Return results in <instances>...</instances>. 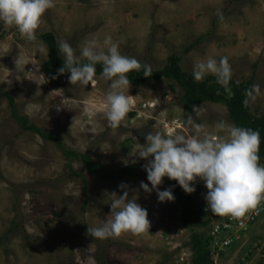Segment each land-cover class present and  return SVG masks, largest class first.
<instances>
[{
	"label": "rangeland",
	"instance_id": "obj_1",
	"mask_svg": "<svg viewBox=\"0 0 264 264\" xmlns=\"http://www.w3.org/2000/svg\"><path fill=\"white\" fill-rule=\"evenodd\" d=\"M213 19L218 20L213 35L186 51L211 30ZM48 31L57 43L67 40L77 55L85 40L102 42L111 34L122 54L152 70L162 68L172 54L180 56L181 68L191 73L201 59L226 56L232 78L251 80L249 90L260 86L261 94L248 104L251 113L264 115V0H56V7L45 13L36 42L19 38L15 29L0 30V264H98L97 253L103 250L105 264H191V250L182 246L190 233L180 224L181 207L173 190L174 201L161 203L155 190L148 194L139 187L141 181L149 183L147 176L98 178L80 159L66 158L53 141L23 130L3 93L11 94L16 111L29 122L109 169L125 165V159L145 166L147 160L130 156V151L137 142L145 144L149 132L165 134L164 122L174 118L181 126L173 133L192 135L186 125L191 116L207 133L224 135L217 125H233L226 106L205 102L185 113L177 102L181 89H170L173 81L131 83L125 93L132 96V110L119 128H110L102 111L110 81L97 75L95 86H73L69 80L61 87L42 84L48 48L40 36ZM122 183L129 185V198L136 196L147 209L149 232L92 237L88 227L111 219V193L123 195ZM200 183L190 195L214 216L206 208L208 189ZM159 188L169 189L162 184ZM258 236L264 241V217L246 234L248 244L213 255L214 264L258 260L260 251L253 247Z\"/></svg>",
	"mask_w": 264,
	"mask_h": 264
},
{
	"label": "clouds",
	"instance_id": "obj_2",
	"mask_svg": "<svg viewBox=\"0 0 264 264\" xmlns=\"http://www.w3.org/2000/svg\"><path fill=\"white\" fill-rule=\"evenodd\" d=\"M55 7L56 0H0V30L15 29L19 38L36 42L45 13ZM217 15L223 19L219 11ZM58 50L63 57V67L58 69V73H70L68 80L73 86H95L97 65L102 66L99 78L110 81L102 105L103 115L110 128H119L133 106L132 96L125 93L131 87L128 74L143 69L144 76L150 77L151 66L142 65L135 57L122 54L119 41H114L111 34H105L102 42L85 40L79 55L67 40L59 41ZM191 74L197 82H203L209 75L214 76L217 84L230 91L233 72L226 56L219 60L211 56L199 60L194 63ZM43 78L42 84L47 82L44 75ZM260 94V86L253 85L246 94L245 106ZM186 125L191 128L190 136L182 132L164 134L155 131L145 136V144L136 143L129 155L147 160L144 170L151 185L149 187V183L141 181L139 187L148 194L155 190L159 202L163 203L175 199L171 188L163 191L159 188L165 177L175 180L187 194L195 192V182L200 180L208 189L206 208L213 215L240 219L257 209L264 201L260 133L221 122L217 127L224 135L218 137L207 133L204 125L195 123L191 116L187 118ZM136 162L132 160V163ZM123 163L127 166L129 161L125 159ZM119 188L123 195L111 193V219L102 226L88 227L92 237L104 240L126 233L143 235L149 232L151 222L147 209L137 202L136 196L129 198L128 184L122 183ZM262 248L264 251V246ZM211 254L213 258L212 249ZM260 257L264 261V257Z\"/></svg>",
	"mask_w": 264,
	"mask_h": 264
},
{
	"label": "trees",
	"instance_id": "obj_3",
	"mask_svg": "<svg viewBox=\"0 0 264 264\" xmlns=\"http://www.w3.org/2000/svg\"><path fill=\"white\" fill-rule=\"evenodd\" d=\"M217 22V19H213L211 30L196 38L185 50L189 51L205 38L212 36ZM40 37L46 42L48 48L47 59L42 64V70L46 74L47 82L51 87H61L64 85L65 81L68 80L70 73L65 72L63 75L58 73V69L63 67V57L59 53L55 35L53 32L48 31L43 32ZM180 61V56L174 54L170 55L167 59V63L162 68L152 70V75L150 77L144 76L143 69L139 72H130L128 74L130 83L145 84L147 81H160L162 78L173 81L170 85V89L173 92H176L175 87L177 86L181 89L177 102L181 105L182 111L185 113H192L195 106L205 102L224 104L227 109L228 118L233 125L250 128L260 133L261 142L259 156L260 163L264 164V115H255L251 113L249 104L245 106L244 103V101L248 99L246 94L252 84L251 80L237 81L232 78L230 82V91H225L223 87L216 83V78L214 76H207L203 82L195 81L191 72H186L181 68ZM101 72L102 66L97 65V75L100 76ZM53 76L57 78L52 79ZM3 94L8 99L12 117L23 130L32 131L42 139L53 141L57 144L66 158L80 159L83 166L98 178L116 181L127 176H147L144 165L140 161L129 163L127 166L122 165L109 169L101 167L86 153H79L72 149H68L63 145L59 136L52 132H47L36 124L29 122L27 117L20 115L16 111L15 101L11 94L8 92H4ZM162 185L166 188H171L180 203V224L190 233L189 240L184 242L182 246L188 247L191 250V264H214L210 249V237L207 231L212 219L220 218V216H210L208 212L204 211L203 206L196 204L197 200L192 195L185 193L175 180H170L165 177ZM251 247L252 243L249 244V249H251ZM252 254L253 249L247 254L246 260L249 261ZM105 258L104 250L97 253L98 264H105ZM250 264H264V261L259 258Z\"/></svg>",
	"mask_w": 264,
	"mask_h": 264
},
{
	"label": "built area",
	"instance_id": "obj_4",
	"mask_svg": "<svg viewBox=\"0 0 264 264\" xmlns=\"http://www.w3.org/2000/svg\"><path fill=\"white\" fill-rule=\"evenodd\" d=\"M180 122L181 121L177 118H174L169 122H164L163 128L166 129L165 134L173 133L175 128L181 126ZM194 186H202L200 180H197ZM262 217H264V201L258 205L257 209L251 210L240 219H233L227 216L213 218L207 231V234L210 237V246L213 255L218 256L229 247L244 246L246 242H244L246 234L250 232V229H252ZM253 244L255 245H253V247L258 248L260 255L264 257V251L262 248L264 246V241H262V238L257 237L254 239ZM261 250L263 251L262 253Z\"/></svg>",
	"mask_w": 264,
	"mask_h": 264
},
{
	"label": "water",
	"instance_id": "obj_5",
	"mask_svg": "<svg viewBox=\"0 0 264 264\" xmlns=\"http://www.w3.org/2000/svg\"><path fill=\"white\" fill-rule=\"evenodd\" d=\"M176 91H178V88L176 87Z\"/></svg>",
	"mask_w": 264,
	"mask_h": 264
}]
</instances>
